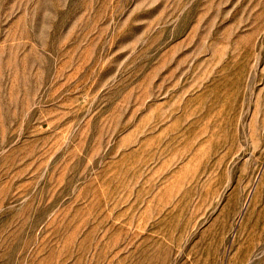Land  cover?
<instances>
[{
    "label": "rangeland",
    "instance_id": "obj_1",
    "mask_svg": "<svg viewBox=\"0 0 264 264\" xmlns=\"http://www.w3.org/2000/svg\"><path fill=\"white\" fill-rule=\"evenodd\" d=\"M0 264H264V0H0Z\"/></svg>",
    "mask_w": 264,
    "mask_h": 264
}]
</instances>
